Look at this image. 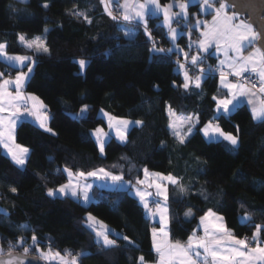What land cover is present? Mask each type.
Segmentation results:
<instances>
[{"label":"trees","instance_id":"trees-1","mask_svg":"<svg viewBox=\"0 0 264 264\" xmlns=\"http://www.w3.org/2000/svg\"><path fill=\"white\" fill-rule=\"evenodd\" d=\"M60 2L75 6L62 10L55 5ZM44 3L49 7H42ZM189 9V27L178 39L188 48L187 33L198 34L190 26L196 16L202 15L196 4ZM75 11L86 13L92 23L73 15ZM124 27L136 30L133 39L125 36ZM147 28L170 49L162 16H149ZM21 34L45 38L50 54L28 49L19 40ZM0 42L7 43L9 53L34 56L25 91L47 105L49 127L57 133L52 135L30 120L19 124L16 141L31 150L23 169L0 146V209L8 213H0V241L5 253L9 241L16 245L23 236L24 245L30 246L34 234L38 246L45 249L50 246L64 255L70 251L72 255L88 253L81 256L80 264H137L141 255L147 262L156 261L153 223L138 198L127 189L105 188H95L88 204L72 197L49 196V188L68 182L64 168L75 173L103 167L117 175L123 173L124 180L132 184L142 179L144 168L182 177L187 193L168 186L173 241L186 242L210 208L223 215L240 237H251L255 225H264V187L260 184L264 181V123L253 120L249 106L241 104L230 118L218 121L225 132L233 134L234 125L240 126V146L235 151L229 150L226 141L209 143L195 130L181 145L168 127V105L181 114H198L197 129L213 119L217 115L213 97L226 94L219 77L206 76L199 88L183 89L179 85L184 83V74L178 71L176 60L183 56L174 51L154 53L142 24L112 20L100 0H0ZM81 58L89 61L83 72L76 63ZM202 61L215 63V57L208 53ZM18 70L0 58V72L5 76ZM83 104L89 105L85 118H74L72 114H78ZM101 110L144 124L130 128L126 143L110 137L102 155L92 135V130L108 126ZM11 187L17 188V193H12ZM189 210L192 216L186 218ZM88 213L116 233L128 236L135 246L111 234L118 247L102 248L94 232L85 226ZM245 213L252 215L246 224L240 220ZM260 239L264 245V232ZM24 245H16L12 252L23 253ZM28 254L37 255L34 250Z\"/></svg>","mask_w":264,"mask_h":264},{"label":"snow or ice","instance_id":"snow-or-ice-1","mask_svg":"<svg viewBox=\"0 0 264 264\" xmlns=\"http://www.w3.org/2000/svg\"><path fill=\"white\" fill-rule=\"evenodd\" d=\"M21 2L27 3L28 0H21ZM100 2L104 5L107 15L112 20H136L142 23L146 35L153 44L152 51L154 53H171L173 49L156 47L157 42L147 29V17L149 14H163V23L168 28L167 34L173 42L174 48L178 49V46L175 45V40L179 35L184 34L183 28L178 30L172 25L175 21L177 24L183 22L184 27H189V3L198 5L202 11L214 12L215 15L211 23L202 21L199 16H196L195 23L190 26L197 29L204 28V31L200 33L202 39L197 42L198 47L204 52H208L209 48L215 45L216 51L223 52L227 58L220 62L221 66L227 63L228 68L232 70L236 77L243 78L244 73L249 71L258 75L260 83L257 89L255 83L249 86L248 82L243 79L237 83H230L227 81V76L221 71L220 83L229 90L230 95L222 99L213 97V100L216 101L215 112L217 115L213 119L208 120L202 128H196V125L200 123L198 114H178L172 109L171 105H168L167 114L170 118L168 127L179 144L187 143L189 137L194 135L195 132H201L209 143L226 141L230 151L237 150L240 146V126L234 125L236 134H233L225 132L218 121L222 118H230L233 109L241 103V97H252L257 95V92L261 97L259 102L253 103L251 99L248 102L253 104L251 108L253 120L264 123V16L255 13V4L259 3L264 6V0H185V2L178 3L179 12H171L173 5L161 6L159 0H143V2H140V0H124L123 4L120 3V0H115L120 9L119 15L115 14L111 7L114 0H100ZM241 3L251 9L258 18L252 21L240 18L237 5ZM42 7L48 8L49 4L44 3ZM229 10H231V14H229ZM73 15L78 18L82 17L89 24L92 23V20L84 12L75 11ZM254 24L259 27V31ZM122 31L129 39L135 37V33L131 31L123 29ZM44 32L47 33L48 29L45 28ZM187 35L190 37L191 33L189 32ZM19 40L28 49L34 50L38 54H50L45 38L37 36L29 40L21 34ZM222 43L223 47L221 46ZM191 47L192 42L190 41L189 48L191 49ZM246 47H252L253 50L244 55ZM6 49L7 43L0 42V58H2V62L7 63L12 68L22 69L27 67V72L18 70L14 78L11 73L5 77V73L0 72V144L7 150L13 163L23 169L28 163L31 150L16 143L15 129L17 121H22L24 116H31L35 118L39 127L44 131L52 135L57 133L49 127L51 117L48 115L47 105L38 96L32 93L25 94L23 91L26 82L30 79V74L33 71L31 65L35 64V60L27 55H9ZM180 51L187 62L189 53L183 52V50ZM230 53H233V55L230 56ZM190 60L192 65H198L203 62L199 53L192 55ZM76 63L79 65L81 72H83L89 61L81 58ZM179 68L184 69V83L179 85L180 87L185 90H189L192 86L200 87L201 79L205 74L203 68L198 69L201 75L196 76L194 80L189 76L185 64H179ZM10 87L15 89L14 93L9 91ZM88 110L89 105L83 104L79 113L72 115L76 119H82L85 118ZM104 115L108 114L104 113ZM112 121H115V124ZM143 124L144 121L142 120L130 121L109 116V127H115L119 140L125 143L128 140L129 125L143 126ZM95 134L99 151L103 155L106 143L105 137L108 134L104 133L102 128L95 129ZM161 143L163 146L164 142L162 141ZM113 167H116V165H113ZM63 171L68 175V183L61 184L56 189L49 188L47 193L49 196L82 198L83 202H90L93 197L89 193L93 185L80 183L82 178L86 180L88 177L111 181L117 190L127 189L131 191L134 189L135 195L139 197L149 217L154 220L157 215L159 217L158 223L161 224V227L152 229L153 248L158 255L157 264H264V246H262L260 239L261 233L264 232V225H255V232L251 237L239 238L227 227L225 218L211 208L199 218L198 229L202 228L203 235H197V230H193L185 243L179 240L172 242L169 239L168 226L170 217L167 205L169 198L167 184L173 185L179 193H187L188 188L182 182V177L175 176L172 173L167 175L149 173V170L144 168L142 171L145 179L137 178L136 185H133L131 181L124 180L123 173L117 175L103 167L88 172L81 170L74 173L68 168H64ZM240 175L243 176V173ZM149 177H152V179L150 180ZM260 184L264 187V181H261ZM137 185H145V188L137 187ZM153 187L155 189L154 192L147 190ZM10 191L17 193L18 190L15 187H11ZM149 198H151V203L156 205L155 209L149 207ZM241 207H244V205L241 204ZM0 213L8 215L4 209H0ZM191 216V210L185 213L186 218ZM240 220L241 223L246 224L252 220V215L245 213L240 217ZM85 226L94 232L96 242L102 248L118 247L117 240L110 238L111 234H115L118 239H123L129 246H135V241L122 233H116L114 229H110L103 221H99L91 213H88L85 217ZM31 241L39 257L48 262L59 260L60 264H80L81 256L88 255L86 252L76 253L75 255L66 252L65 255H61L59 251L53 252L50 246L48 251L44 252L38 247L39 242L34 234L31 236ZM24 244H26V240L23 236H20L16 245L22 246ZM253 244L255 246H252ZM16 245L9 241L7 253H5L3 246L0 245V264H25L27 254L32 248L30 246L24 247L23 257L13 256L12 251ZM5 256L7 258H4ZM29 264H33V262H29ZM137 264H148V262L141 255L138 257Z\"/></svg>","mask_w":264,"mask_h":264},{"label":"crops","instance_id":"crops-1","mask_svg":"<svg viewBox=\"0 0 264 264\" xmlns=\"http://www.w3.org/2000/svg\"><path fill=\"white\" fill-rule=\"evenodd\" d=\"M115 1V0H114ZM61 3V2H60ZM120 3H121V1H120ZM58 4L59 3H55V5L56 6H58ZM75 4L73 3V6H74ZM218 6V5H217ZM201 10V9H200ZM209 14H211V17H208V16H210ZM229 14H231V10H229ZM205 15V19H206V21H208L209 23H211L212 22V19H213V16L215 15V13L214 12H211V13H207V14H204V13H202V15H198L199 17H201V16H204ZM151 16V15H150ZM162 16H163V14H162ZM241 18V17H240ZM243 19V18H242ZM127 22H129V23H134V24H137L136 23V21L135 20H132V21H127ZM140 24V23H139ZM197 29V28H196ZM129 31H131V32H133V33H135L136 34V30L133 28V27H131V30H129ZM166 31H167V33H168V30H167V28H166ZM203 31H204V28H203ZM197 32H198V35H199V38H198V41L199 40H201L202 39V36L200 35V31L197 29ZM169 36V35H168ZM180 36V35H179ZM179 36L176 38V40H175V45H177L178 46V49L177 48H174V44H173V42L171 41V44H170V49H173V51L174 52H176V53H178V54H181L182 56H183V54H182V52L180 51V50H183V52H188L189 53V59L191 58V56L192 55H194L196 52H198L200 55H202L203 57H205V55H207L208 53H210L212 56H214L215 57V63L218 65V66H221V64H220V62L222 61V60H226L227 58L224 56V54H223V52H217L216 51V48H215V45H213L211 48H209V51L208 52H204L202 49H200L199 47H198V44H196V46H195V49L194 50H191V49H189L188 47H185L183 44H180L179 43V41H178V39H179ZM169 39H170V37H169ZM171 40V39H170ZM197 41V42H198ZM187 45V44H186ZM221 46L223 47V44H221ZM256 46H258V45H256ZM7 50V49H6ZM253 49H252V47H246L245 48V51H244V55H247L249 52H251ZM8 52V51H7ZM8 54L9 55H16V54H12V53H9L8 52ZM231 55H233V53H230V56ZM33 59H34V56H33ZM221 67H226V68H228V66H227V63H225L223 66H221ZM229 69V68H228ZM19 70H23V71H26L27 70V67H24V68H22V69H19ZM230 70V69H229ZM231 71V73L233 74V76H229V75H226L227 76V81L228 82H230V83H237V82H240V80H239V77H236L235 75H234V73L232 72V70H230ZM208 71H206L205 72V74L203 75V77H202V79H201V82H202V80L207 76V73ZM253 74V75H256V76H258L257 74H255V73H252L251 71H249V72H245L244 74ZM12 75V77L14 78L15 77V75H16V73L15 74H11ZM189 76H191V75H189ZM192 78H193V80L195 79V77H193V76H191ZM259 78V77H258ZM219 85L226 91V94H225V96H223V97H221V99L222 98H225V97H228L229 95H230V92H229V90L228 89H226V88H224L222 85H221V83H220V76H219ZM9 91H12L13 93L15 92V89L14 88H12V87H10L9 88ZM23 91L25 92V94H27V93H29V92H27V91H25V87H24V89H23ZM254 91H256L255 89H254ZM33 94V93H32ZM35 95V94H34ZM37 96V95H36ZM40 98V97H39ZM41 99V98H40ZM241 99V103L239 104V105H241V104H246V105H248L249 106V108L251 109L252 107H253V104L252 103H249L248 101H249V99H251L252 101H253V103H258L259 102V100L261 99V97H260V95H259V93L257 92V95H255V96H252V97H241L240 98ZM42 100V99H41ZM43 101V100H42ZM45 104V103H44ZM238 105V106H239ZM238 106H236L234 109H233V111L238 107ZM231 107V106H230ZM22 111H23V109H22ZM232 111V112H233ZM49 115V114H48ZM120 119H125V118H120ZM23 120H30V121H33L34 123H36L37 125H38V123L35 121V118L34 117H31V116H24L23 117V119H22V121ZM127 120H130V121H134V120H131V119H127ZM21 120H18L17 121V124H16V129H15V137H16V132H17V128H18V126H19V124L22 122ZM50 122V121H49ZM39 126V125H38ZM132 126H134V125H129V127H128V132H129V130H130V128L132 127ZM105 128V127H104ZM106 130H109L110 131V128L107 126L106 127ZM128 132H127V134H128ZM110 134L111 135H113L114 137H115V134L113 133V131H110ZM92 135H93V132H92ZM111 135L109 136L108 135V140L110 139V137H111ZM93 137H94V135H93ZM95 138V137H94ZM96 139V138H95ZM116 139L118 140V141H120L117 137H116ZM107 140V141H108ZM97 141V140H96ZM121 142V141H120ZM16 143L17 144H19L17 141H16ZM21 145V144H20ZM0 146L2 147V150H3V152L7 155V156H9L10 157V155L7 153V150L5 149V148H3V145L2 144H0ZM11 158V157H10ZM68 183V182H67ZM80 183L81 184H84V183H90V184H92L93 185V187H92V189L90 190V195H92V193H93V191L95 190V188H105V189H116L113 185H112V183H111V181H104V180H100V179H97V178H94V177H88L86 180L85 179H81L80 180ZM168 186H169V184H168ZM168 186H167V188H168ZM155 191V190H154ZM168 193H169V191H168ZM133 195H135V192H133ZM136 196V195H135ZM137 198H138V200H139V197L138 196H136ZM150 199V198H149ZM80 200V199H79ZM139 202H140V200H139ZM141 203V202H140ZM142 204V203H141ZM167 205H168V210H169V204L167 203ZM155 209V208H154ZM145 213H146V216L151 220V222L153 223V227H152V229L153 228H156V229H159L160 227H161V224L160 223H158V215H157V217H156V219L154 220V219H151L150 217H149V215L147 214V212H146V210H145ZM219 215H221L220 213H218ZM168 215H169V211H168ZM204 215V214H203ZM202 215V216H203ZM169 217H170V215H169ZM225 223H226V221H225ZM200 224V219H199V222H198V225ZM226 225H227V223H226ZM227 227L229 228V229H231L228 225H227ZM196 230H197V235H203V231H202V228H200V229H198V227L196 228ZM232 230V229H231ZM168 231H169V239L172 241V242H175V241H173L172 239H171V234H170V223H169V226H168ZM233 231V230H232ZM234 232V231H233ZM234 234L237 236V237H239V238H242V237H240V236H238L235 232H234ZM111 238V237H110ZM112 239V238H111ZM152 243H153V240H152ZM182 243H185V242H182ZM252 246H255L254 244L252 245ZM262 246H264L263 244H262ZM154 249V248H153ZM157 254V253H156ZM157 260H158V255H157V259H156V261H153V262H148V264H157Z\"/></svg>","mask_w":264,"mask_h":264},{"label":"rangeland","instance_id":"rangeland-1","mask_svg":"<svg viewBox=\"0 0 264 264\" xmlns=\"http://www.w3.org/2000/svg\"><path fill=\"white\" fill-rule=\"evenodd\" d=\"M121 1V4H123V2H124V0H120ZM140 2H143V0H140ZM180 2H185V0H169V1H167V2H165V3H163L161 0H159V4L161 5V6H166V5H169V4H172L173 5V7H172V9H171V12H179L180 11V9H179V7H178V3H180ZM191 4H193V3H189V6L191 5ZM75 6V5H74ZM73 6V4H69L68 2H62V3H59L58 4V7L59 8H61L62 10H66V9H69V8H72V7H74ZM201 9V8H200ZM201 12L202 13H204V14H207V13H211V11H207V12H205V11H202L201 10ZM151 14H149L148 15V17L150 16ZM157 15H160V16H162V13H158ZM188 16H189V18H190V9H189V7H188ZM148 17H147V21H148ZM241 17V16H240ZM206 17H205V15L204 16H201V17H199V19L200 20H202V21H206V19H205ZM241 18H243V17H241ZM244 19V18H243ZM246 20V19H245ZM132 21V20H131ZM136 21V20H135ZM247 21V20H246ZM162 22H163V16H162ZM136 23H140V22H138V21H136ZM195 23V22H194ZM140 24H142V23H140ZM165 25V24H164ZM166 26V25H165ZM166 28H167V26H166ZM148 29V28H147ZM124 30L125 31H129V30H131V27H124ZM167 30H168V28H167ZM200 32H202L203 31V27H201L200 29H198ZM38 36V35H37ZM36 36V37H37ZM41 37V36H40ZM26 39H33V38H27L26 37ZM198 41V40H197ZM23 43V42H22ZM24 44V43H23ZM196 44H197V42H196ZM223 44V43H222ZM197 53L198 52H196L194 55H197ZM16 55H27V56H31V57H33L31 54H16ZM200 55V54H199ZM200 57H201V60L204 58L202 55H200ZM191 61V60H190ZM27 63V62H26ZM32 66V68H33V66H34V64L33 65H31ZM199 68H203L204 70H205V72L206 71H209V66H208V64H204V63H200V64H198L197 65ZM83 71H85V69L83 70ZM25 72H27V70L25 71ZM189 75H191V76H193V77H196V76H198V75H201L200 74V72L198 71L197 73H192V74H189ZM5 77H7V76H5ZM173 109V108H172ZM176 112V111H175ZM104 113H107L106 111H100V115H102L106 120H107V123H108V127H109V116H111V117H114V116H112V115H110L109 113H107L108 115H104ZM176 113H178V112H176ZM178 114H181V113H178ZM182 115H185V114H182ZM192 115V114H191ZM117 118V117H116ZM112 123L113 124H115V121H112ZM98 128H102L103 129V132L104 133H107L109 136L111 135L110 134V131H113V133L115 134V138L117 137L118 138V136H117V134H116V129H115V127H109L110 128V131L109 130H106V128H104V127H98ZM97 129V128H96ZM92 132H93V135H94V137L96 138V134H95V129L94 130H92ZM108 135L105 137V140H106V142H107V140H108ZM128 135V134H127ZM113 135H111V137H112ZM114 137V136H113ZM119 139V138H118ZM97 140V139H96ZM98 143V142H97ZM106 144V143H105ZM148 169V168H147ZM149 170V173H162V172H158V171H153V170H150V169H148ZM164 175H167L166 173H163ZM143 179H145V177H144V175H143V177H142V179L141 180H143ZM149 179L151 180L152 179V177H149ZM125 181H127V180H125ZM67 184V183H66ZM133 185H136V183L135 184H133ZM167 186H168V184H167ZM137 187H141V188H145V185H137ZM148 191H153L154 192V187L153 188H149V189H147ZM133 192H135V190L133 189V190H131L130 191V193H132L133 194ZM90 196H92V195H90ZM161 200H162V198H160ZM80 200L83 202V200H82V198H80ZM83 203H85V202H83ZM89 202H87V203H85V204H88ZM167 203H168V201H167ZM150 204H151V198H150ZM150 204H149V207H150ZM153 204V203H152ZM156 207V205L155 204H153V209ZM223 216V215H222ZM224 217V216H223ZM188 218H190V217H188ZM0 245H1V241H0ZM24 247H29V246H26V245H24L21 249H22V251H23V248ZM30 247L32 248V250L31 251H35V246L34 245H32V243H31V245H30ZM41 250H43L44 252H47L48 251V249H45L44 247H42V246H38ZM53 252H57V251H54V250H52ZM36 252V251H35ZM60 252V251H59ZM61 253V252H60ZM36 254H37V252H36ZM61 255H64L63 253H61ZM37 257H39V255L37 254L36 255ZM40 258V257H39ZM69 259H70V257H68ZM45 261V260H44ZM45 264H60V262H59V260H57V261H53V262H48V261H45Z\"/></svg>","mask_w":264,"mask_h":264},{"label":"built area","instance_id":"built-area-1","mask_svg":"<svg viewBox=\"0 0 264 264\" xmlns=\"http://www.w3.org/2000/svg\"><path fill=\"white\" fill-rule=\"evenodd\" d=\"M111 7H112L115 14H117V15L120 14V9L118 8L115 1L112 3ZM172 26L176 27L178 30L183 28V32L185 31V28H186V27H184L183 22H181L180 24H177L174 21ZM148 31H149V29H148ZM152 38H154L155 41L157 42L156 43L157 46H159L160 48L168 49L167 46L165 44L161 43L157 38H155L153 36H152ZM198 38H199L198 34H191L190 37H188V44L190 43V41L192 42L191 48H195ZM176 60H177L178 65L179 64H185L189 74L197 73L199 71L198 70L199 67L197 65H192L190 59L187 62L184 60V57L177 58ZM208 66H209V71L206 73L207 76L219 77L221 71H223L225 75L233 76L231 71L226 67L218 66L216 63H208ZM178 71L179 72L181 71L184 74V69L179 68ZM241 79L246 80L248 82L249 86H251L253 83H255L257 85V89H258L259 83H260L258 76L246 73V74H244L243 78L239 77L240 81H241ZM49 115H51V114H49ZM102 196H103V194L99 193V197H102ZM150 208H153L152 203L150 204ZM244 237H248V236H243L242 238H244ZM70 252H72V251H70Z\"/></svg>","mask_w":264,"mask_h":264},{"label":"water","instance_id":"water-1","mask_svg":"<svg viewBox=\"0 0 264 264\" xmlns=\"http://www.w3.org/2000/svg\"><path fill=\"white\" fill-rule=\"evenodd\" d=\"M237 10L240 12V16H246L247 17V21H252V20L258 18L255 15V13H258L259 15L264 16V6H262L259 3L255 4V13H253V11L251 9H248L247 7H245L242 3L237 5ZM254 26H256L257 30L259 31V27L255 24H254ZM258 46H260V45H258ZM12 255L23 257L24 253L12 252ZM4 258H7V256H5ZM29 262H33V264H43V261L41 258L34 256V255L27 254V257L25 259V264H29Z\"/></svg>","mask_w":264,"mask_h":264}]
</instances>
